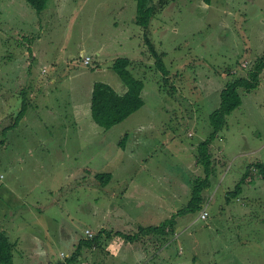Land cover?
<instances>
[{
	"label": "rangeland",
	"instance_id": "rangeland-1",
	"mask_svg": "<svg viewBox=\"0 0 264 264\" xmlns=\"http://www.w3.org/2000/svg\"><path fill=\"white\" fill-rule=\"evenodd\" d=\"M165 1L151 21L149 35L170 72L167 79L145 40V28L136 23L137 0H49L40 13L26 0H0V88L1 79L8 86L0 89V114L13 117L17 82L24 84L22 97L28 99L31 81L57 79L44 89L62 113V97L77 86L87 108L85 168L114 176L106 183L96 179L63 188L64 169L53 161L36 174L38 178L33 176L35 192L47 198L56 188L52 181L57 174L54 185L60 189L54 194L59 202L48 207L57 222L51 224L47 215L39 221L45 225H37L31 216L17 217L18 233L27 229V255L15 250L14 264L42 259L36 255L40 245L51 247L52 262L62 261L60 253L75 252L80 238H87V229L101 232L93 256L99 264H136L141 254L127 249L130 245L121 233L171 219L191 199L195 181L206 178L200 146L213 131L210 115L220 105L221 90L234 78L247 76L264 53V0ZM87 55L92 58L89 64ZM118 57L134 60L131 71L144 80L145 103L106 130L88 117V107L96 82H109L118 92L126 89L111 68ZM42 67L48 72L41 73ZM260 79L253 90L240 88L242 104L208 146L217 165L209 176L211 184L204 188L211 186L210 192H215L211 217L190 212L183 216L185 223L176 224L178 232L184 230L186 249L178 257L183 264H264V190L256 184L250 196L235 200L232 204L240 210L234 207L232 216L228 207L221 209L227 205L225 190H234L247 169L252 180L260 176L255 163H264V70ZM94 129L100 130L102 142ZM3 134L9 143L5 150L0 145V172L6 170V157L19 152L11 146L14 131ZM92 143L94 150L89 151ZM24 154L20 150L18 157ZM22 168L24 162L17 172L20 179ZM83 176L92 174L84 171ZM3 181L0 178V186ZM25 189L18 185L17 194ZM11 200L0 187V213ZM66 230L74 245L61 240ZM171 236L151 233L139 242L160 249Z\"/></svg>",
	"mask_w": 264,
	"mask_h": 264
},
{
	"label": "crops",
	"instance_id": "crops-1",
	"mask_svg": "<svg viewBox=\"0 0 264 264\" xmlns=\"http://www.w3.org/2000/svg\"><path fill=\"white\" fill-rule=\"evenodd\" d=\"M97 51L102 54V50L100 48H97ZM36 55V52H34L33 57ZM100 69L103 70L102 68ZM41 70V73L48 72L47 68L44 67H42ZM1 80L2 85L0 89L4 90L8 86H5L6 84L5 82H3V79ZM29 80L31 81V79ZM56 82L57 79L55 78H51L50 80H48L43 77L40 79L36 78L35 81H31V93L29 94L30 97L28 99L22 97L24 84L21 82H17L12 90V95L16 100V103L11 107L13 117H11L10 114H6L5 111H1L0 114L1 147L5 150V148L8 147L9 143L7 141V135L3 133H6V131H14L16 137L13 138L14 144L11 143V146L15 151H19L16 153L14 152L11 156L6 157V170L0 172V178H3L4 180L0 187H2V190H5L9 193L10 196H12V200L8 204L7 210H3L0 213V232H6L11 241L15 243L14 255L15 250L17 249L21 250V254L18 253L19 255H27L23 249V247L27 246L25 243V239L28 238L27 229L24 232L18 233V226H14L17 217L20 216L22 218V216H31L32 219H37V222H39L42 218L45 217V215H47L48 219H50L49 222L51 224L57 222V219L52 216L53 212H49L50 210L48 209V207L54 206L59 202V197L54 194L56 189H60L59 186L54 185L57 174L53 177L52 181L53 186H56V188H51L52 192L47 198L44 194L39 196V193L35 192V186L37 185L35 184V180H37L36 178H38L36 174H42L43 171H46L43 169L49 166L51 161H53L56 162V164L59 166V169H64L65 180L63 181V188L66 185H69V187H73L75 185H78L79 183H85V181L92 180L93 183H95L96 179L99 180V176L95 174V171L89 167L86 169L84 163V135L86 129L85 119L87 113L84 99L81 97L77 86H72L70 89L68 88V93L66 94L67 96L65 95L66 97H62L63 107L66 108V111L62 113L55 106V102L50 99L49 90L44 89V87H48L52 84H55ZM24 102L27 103V109L23 116H20V111ZM90 116L92 117L91 101L88 107V117ZM94 130L98 131L99 134L97 140H100V142H102L101 134L99 132L100 130ZM94 145L95 144L93 143L91 144V146L89 147V151L94 150ZM20 150L25 152L23 157H18ZM22 162H24V168L21 169L23 173L22 179H20V177L17 175V172L19 171L20 164ZM25 165H27V171L25 170ZM216 167L217 165L215 166V169H217ZM58 168L54 171V173L58 170ZM84 171H86L90 176L92 174V176L90 178L84 179ZM244 173L245 171L242 173V177ZM33 176L36 178H34ZM113 179L114 176L112 174V180ZM20 184L26 186L25 193L23 195L17 194L16 187ZM256 184L258 186V189H260V191L262 192L264 190V181L262 180L261 176H258L252 180L249 175L246 183L243 184L245 185V189L242 187V189L240 191H237L236 193L233 192L235 189H226L225 194L227 205L223 206L221 209L226 211L225 207H228L229 209L227 211H229V215L232 216L233 213H236L233 210L234 207L240 210L239 206H236L232 203L235 200L240 201L243 195L250 196V194L255 190ZM210 187L206 188L203 191L204 201L202 207V209L206 207L209 211V218L211 217L209 206L212 204L215 196V192H210ZM227 194L229 196H227ZM242 205L246 206L247 203L243 202ZM178 212H176L175 214H177ZM187 214L189 213L177 215L175 224L178 225V222L182 221L185 223L186 219L183 216ZM25 220L28 221L27 219ZM37 225L45 224L39 222V224ZM58 227H60V225H58ZM188 227L189 224L185 226V228ZM36 228L43 230L41 226H37ZM63 228L66 229L65 226H63ZM183 231L184 230L178 232V229L175 225L174 234L169 240L166 241V243L162 241L164 245L160 249L158 248L159 245L154 247L152 245L148 246L146 244L144 246V244H141L139 241H141V239L145 236L137 239L136 241H129L126 239V243L130 245V247L127 249H131L132 247V249H136L140 252V259L136 261V264H183V261L178 258L179 255H184L186 249V244L183 239ZM123 232L127 233L126 231ZM96 236L97 234H95V237ZM84 239L89 238L88 236L87 238H80L78 242V249L75 252L73 251L66 254L62 251L60 255L64 257V259L59 262H52L54 253L51 252V247L48 248L47 245H40L41 250L37 252L36 255H41L43 256V258L37 259V256L35 258L30 257V259L32 258L31 262L33 264H99L97 259L93 258V256L95 255L94 250L98 249V246L96 247L95 244L83 245L82 240ZM61 240L70 242L68 243V245L75 244V241L72 239L70 232L67 230L66 234L63 235ZM155 240L157 243L156 238ZM83 247H86L85 251ZM180 248L182 252L180 251Z\"/></svg>",
	"mask_w": 264,
	"mask_h": 264
},
{
	"label": "trees",
	"instance_id": "trees-1",
	"mask_svg": "<svg viewBox=\"0 0 264 264\" xmlns=\"http://www.w3.org/2000/svg\"><path fill=\"white\" fill-rule=\"evenodd\" d=\"M37 12H42L49 0H26ZM211 2V0H205ZM167 1L165 0H137L136 23L145 28V40L149 48L156 57V65L163 72L164 77H169V70L167 69L162 56L158 53L153 40L149 35V27L153 17L165 7ZM134 60L128 57H118L115 59L112 69L120 77L125 85L124 92H118L111 84L104 82H96L91 96V111L94 121L105 129H110L115 124L120 123L132 113L137 111L144 105V98L142 92L145 86L144 80L136 77L131 71L134 67ZM264 70V53L259 59L253 63L248 71L247 76H238L229 81L221 90V102L217 109L210 115V121L213 128L211 135L200 146L202 157L199 160L202 166L205 167L206 178L195 181L191 199L188 204L184 206L177 214H174L171 219L164 221L161 225L140 226L135 233H121L125 239L129 241H136L140 236H145L151 233L163 235L165 239L174 234L175 221L177 215L186 214L190 212H198L203 207V190L211 184L209 176L213 173L215 165L213 164V154L208 149L213 139L222 131L227 125V116L232 113L237 107L242 104V95L240 88L247 91L253 90L260 84V76ZM25 101V99H24ZM27 109V103L24 102L20 111V116H23ZM258 174H260L264 181V163H255ZM250 170L244 173L240 182L235 187L233 192L240 191L243 184L246 183L249 177ZM99 179L103 183L111 180L112 174L109 172L98 174ZM101 232L94 238L82 240L83 245H93L99 247L98 239ZM15 243L11 241L8 234L4 231L0 232V264H13ZM65 264V263H59Z\"/></svg>",
	"mask_w": 264,
	"mask_h": 264
},
{
	"label": "built area",
	"instance_id": "built-area-1",
	"mask_svg": "<svg viewBox=\"0 0 264 264\" xmlns=\"http://www.w3.org/2000/svg\"><path fill=\"white\" fill-rule=\"evenodd\" d=\"M85 62L87 63V64H89L90 62H91V56H85ZM199 217H201V218H203V219H207L208 217H209V211L207 210V208L205 207V208H203L202 210H201V212H200V215H199ZM86 234H87V236L88 237H90V238H93L94 237V233L91 231V230H86Z\"/></svg>",
	"mask_w": 264,
	"mask_h": 264
},
{
	"label": "clouds",
	"instance_id": "clouds-1",
	"mask_svg": "<svg viewBox=\"0 0 264 264\" xmlns=\"http://www.w3.org/2000/svg\"><path fill=\"white\" fill-rule=\"evenodd\" d=\"M94 234H95V233H94ZM86 235H87V234H86ZM94 237H95V235H94ZM94 237H93V238H94ZM88 238L91 239L90 237H88Z\"/></svg>",
	"mask_w": 264,
	"mask_h": 264
}]
</instances>
